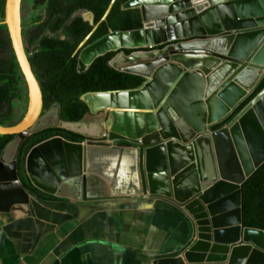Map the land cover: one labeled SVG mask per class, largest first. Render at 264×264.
Wrapping results in <instances>:
<instances>
[{
    "label": "water",
    "instance_id": "obj_1",
    "mask_svg": "<svg viewBox=\"0 0 264 264\" xmlns=\"http://www.w3.org/2000/svg\"><path fill=\"white\" fill-rule=\"evenodd\" d=\"M116 1H111L97 24L87 11L92 18L83 19L93 29L78 47L77 69L84 72L97 57L118 52L109 66L141 76L144 83L134 90L84 95L90 115L103 112L106 116L97 123L102 125V133L91 137L73 132L85 138L80 143L60 136L41 142L27 155L26 176L35 188L50 194L56 195V188L72 180L82 199L162 197L184 208L195 226L193 241L178 254L155 258L153 264H264V230L244 227L242 209L243 184L264 164V88L228 126L204 132L207 123L232 113L264 79V0H129L123 8L139 9L142 28L110 31L88 45ZM22 2L6 0L3 24L26 81L29 101L24 118L15 125L0 124V135L22 138L13 176L27 202L28 193L17 175L20 146L39 131L64 128H36L46 115L44 96L22 34V17L30 24L36 13L34 0H28L24 12ZM120 50L133 52L125 55ZM118 95L123 98L120 102H110V97ZM134 95L138 97L134 99ZM91 99L96 101L93 106ZM52 107L57 109V122L63 123L59 105ZM12 141L2 151L0 163ZM49 141L56 143L55 168L47 164V153L41 149ZM69 146L79 147L72 168L64 163ZM94 147L121 153L134 150L138 159L141 153L143 183L138 170V195H92L90 185L97 179L89 175L88 149ZM35 150L48 171L46 176L37 174L35 178L30 172L29 160ZM120 164H115L117 171ZM39 183L54 190L42 189ZM2 188V195L9 194L10 182H4Z\"/></svg>",
    "mask_w": 264,
    "mask_h": 264
},
{
    "label": "trees",
    "instance_id": "obj_2",
    "mask_svg": "<svg viewBox=\"0 0 264 264\" xmlns=\"http://www.w3.org/2000/svg\"><path fill=\"white\" fill-rule=\"evenodd\" d=\"M112 0H34L36 19L30 24L22 17V34L26 51L38 78L43 96V114L52 106L59 105V118L66 123L85 122L89 109L82 97L90 93L127 91L139 88L144 78L124 73L109 66L118 52L97 57L84 71L79 72L78 47L91 33L93 26L82 17L71 18L79 11L91 12L97 24ZM129 0H117L107 18L88 41V45L114 31L142 28L138 8L124 9ZM6 0H0V124L15 125L25 116L28 107V88L14 55L8 28L3 24ZM28 4L23 0L22 11ZM91 17V15H90ZM33 48V51H32ZM125 55L133 50H120ZM264 88V79L253 95L247 98L226 120L229 123ZM22 108V114L18 109ZM93 116V115H90ZM224 125V124H223ZM217 126L216 129L221 128ZM60 136L67 141L80 143L85 138L60 128H47L30 135L20 146L17 154V175L22 189L41 199L52 200L35 188L25 174L28 153L41 142ZM14 139L12 135H0V156ZM242 209L244 227L264 230V164L243 184Z\"/></svg>",
    "mask_w": 264,
    "mask_h": 264
},
{
    "label": "crops",
    "instance_id": "obj_3",
    "mask_svg": "<svg viewBox=\"0 0 264 264\" xmlns=\"http://www.w3.org/2000/svg\"><path fill=\"white\" fill-rule=\"evenodd\" d=\"M43 193L54 199L28 193L27 202L0 213V264H153L185 250L195 236L186 210L162 197Z\"/></svg>",
    "mask_w": 264,
    "mask_h": 264
},
{
    "label": "bare ground",
    "instance_id": "obj_4",
    "mask_svg": "<svg viewBox=\"0 0 264 264\" xmlns=\"http://www.w3.org/2000/svg\"><path fill=\"white\" fill-rule=\"evenodd\" d=\"M135 96V95H134ZM138 96H135L136 99ZM101 99V98H100ZM112 103L117 104L123 98L120 96L110 97ZM105 100V99H104ZM103 102V99H102ZM92 106L96 103L95 99L90 100ZM57 110H50L36 125V128H43L50 125H60L66 130L76 132L85 136H99L102 132L101 124H84L83 122L79 124L74 123H58L56 120ZM228 116V115H227ZM225 116L215 121L212 124L207 123L205 133H209L211 125L218 124L222 121ZM70 124V125H68ZM95 126V127H87ZM70 128V129H67ZM72 129V130H71ZM21 136H18L12 143L7 147L4 152L3 159L0 163V212L10 211L12 205H19L26 202L25 195L18 188L16 179L13 176L15 156L17 149L21 142ZM56 143L47 142L43 144L41 149L47 153V164L50 162L55 168L54 156L55 154ZM89 150V175L97 179L96 183H91L90 190L92 195L98 196H107V197H132L139 194L138 190V155L134 150H125L123 153L118 151H110L104 148L94 147ZM66 158L64 163L68 162L70 168L75 166V163L79 155V147L69 146L65 148ZM121 161L120 167L117 171L115 164ZM29 168L31 174L37 178L46 176L48 171L42 166V161H40L37 151L35 150L29 160ZM45 170V171H43ZM117 171V173H116ZM116 173V174H115ZM115 174V175H114ZM50 176V175H49ZM48 177V176H47ZM115 180V183H114ZM4 182H10L9 194L2 195L3 192L2 185ZM114 184H113V183ZM72 180H68L65 184H62L59 188H51V186L43 183H39L38 186L47 191H53L56 194L66 196L69 198H80L81 193L78 190H74L75 185H71ZM17 209V208H16ZM14 209L12 208L11 211Z\"/></svg>",
    "mask_w": 264,
    "mask_h": 264
},
{
    "label": "rangeland",
    "instance_id": "obj_5",
    "mask_svg": "<svg viewBox=\"0 0 264 264\" xmlns=\"http://www.w3.org/2000/svg\"><path fill=\"white\" fill-rule=\"evenodd\" d=\"M75 16H77V17H82V18H86L87 20H91V18L92 17H90V14L87 12V11H83V10H81V11H79V12H77L76 14H75ZM32 51H33V48H32ZM22 106L18 109V114L19 115H21L22 114ZM52 109H56L55 107H52V108H50L48 111H46L45 112V114H47L50 110H52ZM57 110V109H56ZM104 114V113H103ZM102 113H97V114H94V116H87V118H86V121H85V123L84 124H87V123H89V124H97V123H99L100 121H103V118H102V115H103ZM96 121H99V122H96ZM101 123V122H100ZM68 125H70V124H68ZM87 127H95V126H88L87 125ZM67 129H70V128H67ZM64 130H66V129H64ZM72 130V129H71ZM68 131V130H67ZM98 136V135H97ZM91 137H95V135L94 136H91ZM91 145H93V146H108V145H103V144H101V143H97V144H95V143H90ZM138 170H139V173H140V177H141V181H142V183H143V172H142V166H141V153L139 154V159H138Z\"/></svg>",
    "mask_w": 264,
    "mask_h": 264
},
{
    "label": "built area",
    "instance_id": "obj_6",
    "mask_svg": "<svg viewBox=\"0 0 264 264\" xmlns=\"http://www.w3.org/2000/svg\"><path fill=\"white\" fill-rule=\"evenodd\" d=\"M236 110V109H235ZM235 110L232 112V113H230L228 116H226L222 121H220L218 124H214V125H211L210 126V131L209 132H213V131H216V130H218V129H221V128H224V127H226V126H228V124L230 123H225L226 122V120L235 112ZM224 124V125H223ZM221 125H223L221 128H218V129H216L217 128V126H221Z\"/></svg>",
    "mask_w": 264,
    "mask_h": 264
},
{
    "label": "flooded vegetation",
    "instance_id": "obj_7",
    "mask_svg": "<svg viewBox=\"0 0 264 264\" xmlns=\"http://www.w3.org/2000/svg\"><path fill=\"white\" fill-rule=\"evenodd\" d=\"M100 113L103 114V112H100ZM103 115H104V114H103ZM93 116H94V115H93ZM102 117H104L103 120H105V117H106V116L104 115V116H102ZM101 122H102V121H101ZM84 123H85V122H84ZM102 141H103V140H102ZM101 144H102V143H101Z\"/></svg>",
    "mask_w": 264,
    "mask_h": 264
}]
</instances>
